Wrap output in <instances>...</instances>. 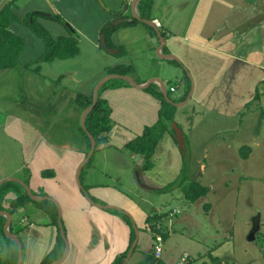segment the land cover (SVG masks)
Segmentation results:
<instances>
[{"label": "crops", "instance_id": "crops-1", "mask_svg": "<svg viewBox=\"0 0 264 264\" xmlns=\"http://www.w3.org/2000/svg\"><path fill=\"white\" fill-rule=\"evenodd\" d=\"M7 1L0 0V8ZM110 1L113 4L108 6L97 0H17L13 6L16 18L11 22L10 29L23 38L24 47L15 67L0 69V96L9 98L11 102V93L18 89L26 101L27 84L39 94L48 87L52 92L49 105H54L56 100L61 109L66 100L68 105L71 101L69 116L79 118L83 109L76 96L93 95L99 80L109 74L107 67L131 65L133 71L128 75L141 85L156 78L151 82V90L146 89L148 85L138 88L129 82L111 83L101 90L100 97L107 100L111 109L112 128L109 141L98 147L99 158H107L111 149L122 154L125 143L141 135L145 126L157 121L161 103L155 92H162L161 86L165 87L167 98L178 103L173 104L175 111L176 107L190 103L195 108L190 113L192 116L196 106L221 107L225 113L235 115L252 100L263 99L264 0H195L193 5L187 0H167L164 4L161 0H152L151 20L163 38L162 48L159 49L157 30L139 20L120 25L111 34L112 43L124 48L123 55H118L117 48L106 50L102 47L100 29L115 19V12L122 13V16L116 17L121 18L116 24L124 18L130 20L126 13L130 11L132 16L133 0ZM165 6H170L168 12L164 11ZM188 6H192L189 14L186 13ZM33 11L62 16L79 34V53L69 59H54L34 65L29 63L31 60L24 59L23 54L33 42L26 41L25 35L32 38L28 34L29 28L20 20ZM169 54L175 59L166 56ZM93 64L95 67L92 69ZM30 73H35L36 79ZM45 77L47 82H44ZM171 87L174 89L171 90ZM256 90L258 98H255ZM27 114L26 110L21 116ZM15 116L7 113L4 126L6 131L9 129L18 136L17 150L21 153L19 167H23L26 173L24 177H19L15 173L18 167L15 170L12 167L13 171L0 176V179L14 177L29 185L31 192L36 193L34 195L49 196L58 202L68 243V252L59 264H112L129 246L131 229L112 209L90 204L77 186L75 171L86 156L85 140L78 138L76 143H67L56 135L53 144L45 143L41 132L27 121L16 122ZM188 116L185 112L182 114L183 118ZM174 123L177 124L176 121ZM169 127L173 129L172 122H169ZM128 157L141 169L142 156L128 154ZM104 164L90 162L80 173V181L94 202L102 206H116L131 216V221L139 229V238L125 264H138L145 253L152 250L153 237L148 239L150 232L145 223L149 214L133 200L116 195L115 189L97 185L99 178L102 181L103 177L109 176ZM46 169L51 170L53 175L43 176L41 171ZM143 182L158 188L147 176H144ZM15 198L16 193L8 191L1 202L3 210H7L9 202ZM152 214L161 216L163 212ZM12 218L15 224L23 225L15 234L21 241L22 264H40L53 249L59 227L32 204L18 207ZM164 218L162 216L157 220L158 228L163 225ZM161 255L162 251L160 259Z\"/></svg>", "mask_w": 264, "mask_h": 264}, {"label": "rangeland", "instance_id": "rangeland-1", "mask_svg": "<svg viewBox=\"0 0 264 264\" xmlns=\"http://www.w3.org/2000/svg\"><path fill=\"white\" fill-rule=\"evenodd\" d=\"M97 1L108 6L113 4L110 0ZM161 1L164 4L167 0ZM187 1L193 5L195 0ZM169 9L170 6H165L164 11ZM191 10L192 6H188L186 13ZM37 20L54 37L65 33L62 25ZM28 31L32 39L26 35L25 39L33 43L28 45L32 47H27L23 58L34 65L44 43L30 29ZM94 67L93 64L92 69ZM30 76L36 79L35 73ZM44 82H47L46 77ZM43 90L36 93L27 84L26 101L18 89L11 93V102L0 96V176L13 171L12 167L14 170L18 167L15 173L19 177L26 173L19 167L18 136L9 129L6 131L4 126L7 113L17 115L16 122H29L44 135L45 143L53 144L56 135L67 143H76L78 138L86 142L79 129L80 117L69 116L72 102L68 105L66 100L61 109L56 100L54 105H49L52 92L48 87ZM176 109L178 116H174V121L181 132L176 134L173 130L164 134L155 148L149 170L137 168L126 151L121 154L111 149L107 158H99L100 145L95 146L90 162L105 163L104 169L107 168L109 174L102 181L99 178L97 185L115 189L116 195L133 200L147 215L163 212L164 223L159 229L164 233L161 259L168 264L180 261L184 255L188 257L185 264H264V97L252 100L235 115L225 113L221 107L196 106L192 116L190 113L195 108L190 103ZM26 110L28 116H21ZM184 112L188 118L182 117ZM243 146L250 147L245 159L239 155ZM144 176L158 188L144 184ZM182 178L185 184L197 181L206 186V194L194 202L189 201L182 187L176 185ZM149 232L150 240L156 233ZM212 256L219 261H213Z\"/></svg>", "mask_w": 264, "mask_h": 264}, {"label": "trees", "instance_id": "trees-1", "mask_svg": "<svg viewBox=\"0 0 264 264\" xmlns=\"http://www.w3.org/2000/svg\"><path fill=\"white\" fill-rule=\"evenodd\" d=\"M16 1L17 0H9L0 8V69L15 67L18 64V55L24 47L23 38L15 34L10 29L11 22L16 18L13 12V6L15 5ZM151 7L152 0H139L137 4V11L139 16L142 19H151ZM118 16H122V13L115 12V19ZM128 17L130 18V20H125L124 18L119 24H113V21L115 20L113 19L111 21H108L101 27L100 32L104 37V46L102 47L104 49L113 50V48H117L118 55L124 54V48L116 47L112 43L110 37L115 28H117L118 26L139 22L138 19L132 18L130 14H128ZM41 18L50 19L57 22L58 24L65 27L64 29L66 33L54 37L53 35H51L49 30L37 20ZM20 21L43 40L45 47L44 52L39 58L35 60V63L50 62L54 59L65 60L72 58L79 53V34L59 14H51L42 11H33L28 12ZM106 71L109 74L117 73L121 75H128L133 71V67L131 65L120 64L114 67H107ZM118 82L127 83V81H124L122 79H110L101 85L98 92V99L93 108L87 113L85 117L86 129L94 137L95 146L106 144L109 141V132L112 128V119L110 117L111 109L108 105L107 100L100 97V92L104 88L108 87L111 83ZM146 89H153V83L148 85ZM155 93V97H157L161 103V108L159 110V116L157 121L153 125L145 126L141 135L136 136L135 138L125 143L122 148V150L128 152V154H138L143 157V164L141 166L142 170H149V168L153 165V154L155 152V148L158 142L167 132L170 131L173 133V129L169 127V122H175V106L169 101H167L166 98L163 96L162 92H160L159 90H156ZM255 98H258L257 90L255 92ZM76 101L80 105L81 109L84 110L87 106L91 104L92 95L84 96L78 94L76 96ZM79 129L82 135H84L87 142V149L85 152L87 154L90 148V141L81 126L79 127ZM249 152L250 147L243 146L240 149L239 155L245 159L247 158ZM89 162L90 159L83 166L81 173L84 171L86 166H88ZM41 174L43 176L53 175V172L48 169L43 170ZM185 181L186 180L182 178L176 185L182 187V192L189 201L194 202L206 194L208 190L206 186H202L197 181H193L190 185H188V183L185 184ZM10 190H13L16 193V198L9 202V207L6 210L11 214V222L9 226V230L11 233L17 234L23 227V225L21 224L17 225L14 223V220L12 218L14 211H16V209L20 206L27 207L30 204L39 208L47 217L50 218L51 222L54 225L58 226L56 205L49 199H43L39 201L33 200L26 192L25 188L15 181H6L0 185V210H3L1 202L4 195ZM32 193L36 194L33 191ZM112 211L119 214L129 224L131 229L129 246L122 254L117 256L114 262L112 263L121 264L130 248L132 241L134 240L135 231L132 226V221L130 217H128L125 213L120 210L112 209ZM160 217L161 216L158 214H149L145 219V223L147 224L149 231L154 234L158 233L157 235L160 234L164 236V233L159 231L160 228H157V220L160 219ZM5 221L6 218L0 214V264H16L18 258V247L14 240L5 235L3 230ZM63 252L64 240L60 232L58 231L53 249L43 258L40 264H49L57 260L62 256ZM211 259L213 261L218 260V258H216L215 256H212ZM138 264L166 263H164L160 258L155 257L154 253L147 252L145 253L144 259L141 260Z\"/></svg>", "mask_w": 264, "mask_h": 264}, {"label": "water", "instance_id": "water-1", "mask_svg": "<svg viewBox=\"0 0 264 264\" xmlns=\"http://www.w3.org/2000/svg\"><path fill=\"white\" fill-rule=\"evenodd\" d=\"M138 0H133L132 4H131V14H132V17L135 18V19H138L140 21H143L147 24H149L150 26L154 27L155 28V24H154V21L151 20V19H142L138 12H137V9H136V3H137ZM121 18H117L113 21V24H116L118 21H120ZM157 30V27L155 28ZM157 33H158V37H159V41H160V46H159V49L162 48V45H163V38L162 36L159 34L158 30H157ZM104 42V37L103 35H101V43H102V46H104L103 44ZM106 50H109V49H106ZM164 56V55H163ZM167 57H172L175 59V57L173 55H166ZM112 78H119V79H123L127 82H129L131 85L135 86V87H138V88H145L147 85H149L151 82H154L156 81V78H153L151 80H149L146 84L144 85H141V84H138L131 76L129 75H121V74H117V73H110V74H107L106 76H104L101 80H99V82L96 84V86L94 87V90H93V95H92V102L89 106H87L82 114H81V117H80V126L82 127V129L85 131L86 135L88 136V138L90 139V150L88 151V153L86 154L85 158L80 162V164L78 165L76 171H75V180H76V183H77V186L79 187V189L81 190V192L84 194V197L85 199L90 203V204H93V205H96V206H99V207H105V208H110V209H117L116 207L114 206H111V205H100L96 202H94L92 200V198L90 197L89 193L87 192V190L84 189L81 181H80V173H81V169L82 167L85 165V163L89 160V158L91 157L92 153H93V150L95 148V139L94 137L87 131L86 129V126H85V117L87 115V113L93 108V106L95 105L97 99H98V90H99V87L105 83L107 80L109 79H112ZM161 91H162V94L163 96L166 98L167 101H169L170 103L174 104V105H178V103H174V102H171L168 98H167V91L165 89L164 86H161ZM172 127H173V130L175 131V133L179 134V132H181L180 128L177 126V124H175L174 122H172ZM5 181H15V182H18L19 184H21L26 192L29 194V196L33 199V200H43V199H49L51 200L57 207V223H58V227H59V231H60V234L64 240V243H65V249H64V252L62 254V256L60 258H58L57 260L49 263V264H59L66 256L67 252H68V243H67V240H66V237H65V234H64V230H63V225H62V222H61V208H60V205L58 204V202L53 199L52 197H49V196H36L34 195L32 192H31V189L29 187V185L25 184L24 182H21V181H18L17 179L13 178V177H8V178H5L3 180L0 181V185L2 183H4ZM119 210V209H117ZM124 212V211H123ZM125 213V212H124ZM0 214L3 215L5 218H6V221H5V224H4V227H3V230H4V233L6 236H8L9 238H11L12 240H14L17 244V247H18V258H17V263L16 264H22V247H21V241L19 239V237L13 233L10 232L9 230V226H10V222H11V214L6 211V210H0ZM128 217H130L131 219V216L128 214V213H125ZM132 226L134 228V231H135V237H134V240L132 241L131 245H130V248L126 254V256L124 257V260L121 264H125L131 254L133 253V250L135 248V245L137 243V240L139 238V229L137 228V226L135 225V223L132 221Z\"/></svg>", "mask_w": 264, "mask_h": 264}, {"label": "built area", "instance_id": "built-area-1", "mask_svg": "<svg viewBox=\"0 0 264 264\" xmlns=\"http://www.w3.org/2000/svg\"><path fill=\"white\" fill-rule=\"evenodd\" d=\"M174 87H171V90H173ZM158 228V226H157ZM162 241L163 237L161 235H156L153 239V252L155 257H159L162 251ZM188 261L187 255H184L180 258L179 264H185Z\"/></svg>", "mask_w": 264, "mask_h": 264}, {"label": "clouds", "instance_id": "clouds-1", "mask_svg": "<svg viewBox=\"0 0 264 264\" xmlns=\"http://www.w3.org/2000/svg\"><path fill=\"white\" fill-rule=\"evenodd\" d=\"M154 253V252H153Z\"/></svg>", "mask_w": 264, "mask_h": 264}]
</instances>
